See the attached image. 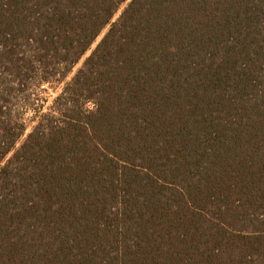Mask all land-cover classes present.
<instances>
[{
	"label": "trees",
	"instance_id": "obj_1",
	"mask_svg": "<svg viewBox=\"0 0 264 264\" xmlns=\"http://www.w3.org/2000/svg\"><path fill=\"white\" fill-rule=\"evenodd\" d=\"M0 264H264V0H0Z\"/></svg>",
	"mask_w": 264,
	"mask_h": 264
},
{
	"label": "rangeland",
	"instance_id": "obj_2",
	"mask_svg": "<svg viewBox=\"0 0 264 264\" xmlns=\"http://www.w3.org/2000/svg\"><path fill=\"white\" fill-rule=\"evenodd\" d=\"M119 13H120V12H119ZM119 13L116 15V17L114 18V20L119 16ZM102 35H103V34H102ZM101 37H102V36H101ZM101 37L98 38V40L96 41V43L93 45L92 49L96 46V44L99 42V40L101 39ZM87 55H89V53H88ZM87 55H86V56H87ZM80 66H81V63L78 64V65L75 67V69H74L72 75H73V74H74V73L80 68ZM72 75H71V76H72ZM60 90H61V88H58L56 91H52V90L50 89V90H47V92L44 93V94L42 95L43 99L46 101L45 108H47V107H49V106L51 105V102H52L53 99L57 96V94L60 92ZM29 132H30V129H28L27 133H29Z\"/></svg>",
	"mask_w": 264,
	"mask_h": 264
}]
</instances>
